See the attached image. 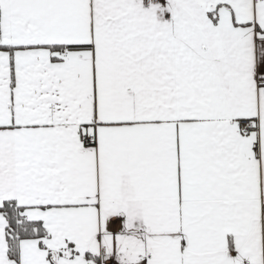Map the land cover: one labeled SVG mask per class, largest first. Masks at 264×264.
<instances>
[{
	"label": "snow or ice",
	"instance_id": "6c2138e0",
	"mask_svg": "<svg viewBox=\"0 0 264 264\" xmlns=\"http://www.w3.org/2000/svg\"><path fill=\"white\" fill-rule=\"evenodd\" d=\"M0 264H264V0H0Z\"/></svg>",
	"mask_w": 264,
	"mask_h": 264
}]
</instances>
